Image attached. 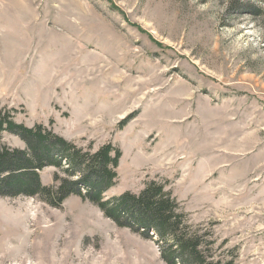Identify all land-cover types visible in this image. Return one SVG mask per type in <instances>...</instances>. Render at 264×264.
Instances as JSON below:
<instances>
[{"label": "rangeland", "instance_id": "374dc122", "mask_svg": "<svg viewBox=\"0 0 264 264\" xmlns=\"http://www.w3.org/2000/svg\"><path fill=\"white\" fill-rule=\"evenodd\" d=\"M0 109L88 152L111 143L106 199L162 184L209 259L264 264V0H0ZM149 234L76 195L0 196V264H166Z\"/></svg>", "mask_w": 264, "mask_h": 264}, {"label": "trees", "instance_id": "16d2710c", "mask_svg": "<svg viewBox=\"0 0 264 264\" xmlns=\"http://www.w3.org/2000/svg\"><path fill=\"white\" fill-rule=\"evenodd\" d=\"M13 110L0 109V138L7 131L16 135L24 149L0 145V196H40L58 208L71 195L97 206L119 227H128L143 237L153 233L162 241L166 264H232L209 259L208 242L198 230L187 226L179 204L162 184L148 182L138 194L124 192L106 199L114 184L121 156L111 143L93 152L55 135L41 124L28 127L12 118ZM123 119L118 127L126 125ZM47 166L63 171L55 175V186L43 185L38 172ZM74 177L76 179H74Z\"/></svg>", "mask_w": 264, "mask_h": 264}]
</instances>
